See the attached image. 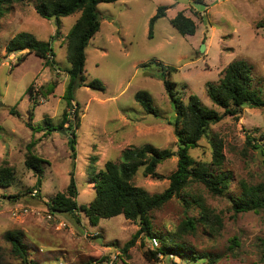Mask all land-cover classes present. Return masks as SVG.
<instances>
[{
  "label": "rangeland",
  "instance_id": "374dc122",
  "mask_svg": "<svg viewBox=\"0 0 264 264\" xmlns=\"http://www.w3.org/2000/svg\"><path fill=\"white\" fill-rule=\"evenodd\" d=\"M159 5H165V14L156 18L152 37H148V19ZM97 9L100 26L85 48L83 74L86 81L101 80L104 90L77 86L72 107L67 109L73 115L75 100L79 103V123L75 125L70 116L64 128L57 124L66 107L63 93L69 78L65 33L79 12L60 17L56 35L54 17L40 16L34 0L13 1L0 16V166L6 160L14 167L12 183L0 186V264H91L94 260L101 264H191L173 254L147 257L144 251L151 247L145 232L123 251L139 225L122 213L100 217L93 224L80 210L50 212L45 201L65 190L72 165L77 201L92 199L95 188L86 172L90 154L97 155L95 164L100 168L108 158L118 161L129 145L151 143L175 149L174 127L169 122L175 112L155 61L176 66L168 77L176 82L184 101L196 94L204 106L221 110L209 98L206 85L217 81L227 63L236 58L251 63L252 86L264 95V0H110L99 2ZM178 10L195 22L193 33L181 34L170 22ZM21 30L50 40L53 66L26 48L6 52L9 39ZM21 54L24 57L18 58ZM138 89L150 93L157 114L147 112L135 100ZM238 115H225L211 123L188 149L196 161L214 169L209 137L221 138V169L231 172L227 189L215 194L202 182L190 181L179 194L150 210L151 234H172L200 253H215L219 256L216 264H264L258 244L264 237V211L234 212L229 199L241 191L240 181L264 180V153L251 145L258 142L264 150V107L245 105ZM45 117L57 128L46 129ZM72 129L74 150L69 141ZM246 136L252 137L251 142ZM30 140L33 151L43 159L41 172L24 163ZM176 162V155L161 160L157 176L144 175L139 168L132 182L149 193L160 192L168 185ZM18 192L22 194L8 196ZM199 200L220 215L221 224L210 229L197 220L195 231L179 230L186 215L199 218ZM7 230L21 233L25 259L13 250L5 237ZM233 238L238 244L231 243Z\"/></svg>",
  "mask_w": 264,
  "mask_h": 264
},
{
  "label": "trees",
  "instance_id": "16d2710c",
  "mask_svg": "<svg viewBox=\"0 0 264 264\" xmlns=\"http://www.w3.org/2000/svg\"><path fill=\"white\" fill-rule=\"evenodd\" d=\"M13 1L21 0H0V16L9 9ZM101 1L110 0H34V8L36 12L45 18L54 17L55 31L54 35L60 32V17L79 12L74 22L71 24L67 33L66 59L69 62L68 81L63 93L66 107L62 112V118L57 126H64L65 122H69L70 116L74 117L75 125H78V106L73 108V115L70 110L74 101V90L77 86L83 84L95 89L104 90V85L98 78L85 80L83 67L85 63V48L100 26V13L97 4ZM165 14V5L157 6L156 12L148 19V37H152L153 24L158 16ZM170 22L181 34L193 33L196 29L193 19L178 10L174 16L170 18ZM264 27V21L262 22ZM34 51L41 56L45 63L53 66L54 58L52 45L50 40H42L26 30L18 31L5 45L6 52H13L22 49ZM25 54V53H24ZM21 54L18 58L24 57ZM49 55H52L49 57ZM159 75L163 81L164 88L172 102L175 115L169 122L174 127L176 136L175 149L160 148L151 143L142 145L126 146L120 154L118 161L107 159L103 166L97 168L95 162L96 154L89 155V161L86 166V172L90 181L95 188V194L88 203H79L76 199L78 194L76 181L74 177L73 165L70 170L68 184L65 190L57 191L52 197L45 201L50 212H73L75 210L83 211L88 217L90 223L96 224L100 217L112 216L122 213L126 218L136 220L139 227L133 232L128 240L122 246L123 251L134 244L138 236L145 232L150 240L152 236L149 212L151 209L161 206L174 194L179 192L190 181L202 182L212 193H223L229 184L231 172L222 170L223 162L222 140L212 135L209 137L212 145V163L214 169L207 165L196 161L189 153V147L197 144L198 140L205 134L209 125L220 120L225 115L238 117L243 106L264 107V95L259 89L252 86V65L246 59H232L224 67L222 75L217 81H210L206 85V92L209 98L221 110L214 107L204 106L196 94H189L188 100L184 101L176 89V82L168 77V74L176 69L174 65H168L161 61H155ZM146 64V63H145ZM30 98L33 99L31 93ZM41 89V87L39 88ZM45 93L46 91H41ZM134 98L141 106L150 113L157 114V109L152 103L150 93L145 89H138L134 93ZM35 101V100H34ZM10 112L15 113L16 110L11 107ZM46 129H54L55 127L49 117H45ZM72 135L69 138L71 149L74 150L75 132L72 129ZM248 142L252 137L246 136ZM34 141L27 143V153L24 160L26 166L33 168L36 172L42 171V157L37 155L33 149ZM251 145L255 148L260 147L258 142ZM177 156L176 168L168 175L169 183L160 192L149 193L144 187L136 185L132 182V178L139 168H142L144 175L157 176V164L171 156ZM14 177V167L6 160L0 166V186H7L12 183ZM241 191L237 194H230L229 199L234 212L247 210L264 211V180L257 183L248 184L240 181ZM39 189L38 184L35 187ZM22 194L16 193V196ZM201 215L198 217L186 215L181 221L179 230L193 232L196 230V221L206 224L210 229L215 225L221 224V217L215 213L207 205L199 200ZM5 237L11 241L14 251L26 258V248L21 238V233L13 230H7ZM159 245L155 248H146L147 257H157L158 254L168 256L170 254L180 256L191 264H216L218 255L211 252H198L190 244L184 240H177L172 234H162L159 237ZM231 243L238 244L236 238ZM259 246L264 252V237H260Z\"/></svg>",
  "mask_w": 264,
  "mask_h": 264
},
{
  "label": "built area",
  "instance_id": "2783aa9c",
  "mask_svg": "<svg viewBox=\"0 0 264 264\" xmlns=\"http://www.w3.org/2000/svg\"><path fill=\"white\" fill-rule=\"evenodd\" d=\"M149 239H150L149 241H150V247L151 248H155L159 245V240L155 235L150 236ZM158 255H161V254H158ZM56 264H69V262L68 261H60ZM91 264H101V263L98 260L97 261L94 260Z\"/></svg>",
  "mask_w": 264,
  "mask_h": 264
},
{
  "label": "water",
  "instance_id": "95a60500",
  "mask_svg": "<svg viewBox=\"0 0 264 264\" xmlns=\"http://www.w3.org/2000/svg\"><path fill=\"white\" fill-rule=\"evenodd\" d=\"M178 1H188V0H178ZM204 48V44L202 43L199 47L200 50H202ZM37 183L39 184V177H38V180H37ZM97 238H100V236H97ZM100 240V239H98Z\"/></svg>",
  "mask_w": 264,
  "mask_h": 264
}]
</instances>
